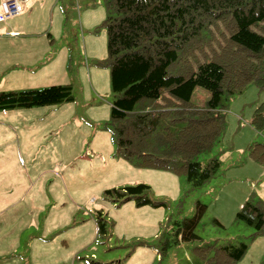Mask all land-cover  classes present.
<instances>
[{"label":"rangeland","instance_id":"1","mask_svg":"<svg viewBox=\"0 0 264 264\" xmlns=\"http://www.w3.org/2000/svg\"><path fill=\"white\" fill-rule=\"evenodd\" d=\"M104 1L54 0L55 35L47 37L53 39V62L46 63L33 45L35 66L20 65L16 70L23 76L1 82L4 90L70 84L73 100L0 115L5 125L13 116L19 125L21 163L32 182L0 216V264H202L195 247L226 242L247 244L236 264H264V235H253L235 219L246 197L264 203V165L249 157V145L264 144V126L250 125L264 103V86L249 80L223 98L222 132L197 155L201 163L219 161L203 185L191 187L185 175L122 158L109 125L115 97L109 68L100 64L107 55ZM209 96L200 83L191 87L193 104L203 106ZM137 183L149 186L147 196L156 206L106 193ZM198 202L204 204L200 215ZM186 220L194 221L193 239L182 238Z\"/></svg>","mask_w":264,"mask_h":264},{"label":"trees","instance_id":"2","mask_svg":"<svg viewBox=\"0 0 264 264\" xmlns=\"http://www.w3.org/2000/svg\"><path fill=\"white\" fill-rule=\"evenodd\" d=\"M107 55L115 97L109 125L117 154L143 167L185 175L191 187L215 176L216 157L201 163L222 132L223 98L241 91L247 81L264 86V0H105ZM203 60V61H202ZM206 61V62H205ZM241 64V65H240ZM210 90L203 106L190 101L195 83ZM73 100L70 84L0 91V111L54 106ZM264 126V103L250 118ZM249 157L264 165V144L249 145ZM144 183L106 190L120 201L137 198L152 204ZM204 210L198 202L197 213ZM235 219L264 235V203L244 200ZM217 221V220H216ZM218 222V221H217ZM219 223V222H218ZM186 220L182 238H195ZM98 230L103 231V223ZM247 244L200 246L202 264H236Z\"/></svg>","mask_w":264,"mask_h":264},{"label":"crops","instance_id":"3","mask_svg":"<svg viewBox=\"0 0 264 264\" xmlns=\"http://www.w3.org/2000/svg\"><path fill=\"white\" fill-rule=\"evenodd\" d=\"M53 1L35 0L21 14L0 22V91L4 90L1 89V82L6 83V79L11 75H24L23 70H16L20 68V65H26V68L35 66L34 46L36 44L44 54L46 63L53 62L55 57V51L52 48L53 39L49 41L47 38L55 35L52 31ZM14 32L18 33L14 34ZM58 54V62L61 65L65 56L63 51ZM4 75L6 77L1 80ZM10 112V110L0 111V115ZM14 118L13 116L9 119V126L0 121V216L5 214L8 205L21 199L23 193L29 188V182L32 184L31 178L21 163L17 133L19 125ZM0 120H2L1 116ZM44 128L43 125L42 129ZM11 129L14 130L13 133ZM12 199L13 202L10 203Z\"/></svg>","mask_w":264,"mask_h":264},{"label":"built area","instance_id":"4","mask_svg":"<svg viewBox=\"0 0 264 264\" xmlns=\"http://www.w3.org/2000/svg\"><path fill=\"white\" fill-rule=\"evenodd\" d=\"M34 0H1L0 2V21L20 14ZM17 34V32H14Z\"/></svg>","mask_w":264,"mask_h":264}]
</instances>
